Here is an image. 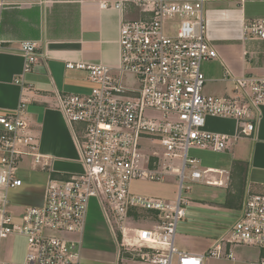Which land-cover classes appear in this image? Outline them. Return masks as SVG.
Instances as JSON below:
<instances>
[{
  "label": "built area",
  "instance_id": "2783aa9c",
  "mask_svg": "<svg viewBox=\"0 0 264 264\" xmlns=\"http://www.w3.org/2000/svg\"><path fill=\"white\" fill-rule=\"evenodd\" d=\"M242 0H115L112 8L127 6L141 13L123 19L119 30L120 63L117 67L67 63V68L88 73L89 93H57L56 107L74 131L84 166L82 173L66 179L50 177L43 206L27 207L19 223L8 209V191L22 185L21 161L29 157L35 167H49L40 151V138L30 126L27 101L10 114H0V240L18 233L27 237L29 251L22 264H84L82 240L68 239L63 232L83 233L88 207L95 198L117 240V261L138 260L151 264H206L210 258L235 260L234 245L255 246L261 256L250 264H264V192L250 191L229 237L219 239L207 252L189 253L176 247L178 225L186 218L184 193L191 184L224 185L206 179L218 169H201L190 149L227 150L254 135L257 109L264 105V77H238L232 97L203 92L204 61L217 56L208 33L207 6L211 2ZM173 30L168 32L166 24ZM174 31V32H173ZM244 36L264 40V20L244 26ZM24 71L39 62L36 44L23 42ZM118 73L132 74L135 87L122 84ZM22 83L21 79L17 80ZM27 88H31L28 85ZM160 111L161 119L145 115ZM208 116L237 120L233 137L206 129ZM148 140L163 153L143 152ZM175 175L178 192L173 201L131 191L136 180L163 182ZM140 210L157 223L153 229H137L132 239L125 235V221L139 218ZM0 264H18L0 261Z\"/></svg>",
  "mask_w": 264,
  "mask_h": 264
},
{
  "label": "crops",
  "instance_id": "0c3cea01",
  "mask_svg": "<svg viewBox=\"0 0 264 264\" xmlns=\"http://www.w3.org/2000/svg\"><path fill=\"white\" fill-rule=\"evenodd\" d=\"M114 1L0 0V114L15 112L25 99L31 129L39 135L40 151L50 163L44 170L35 167L31 158H24L19 170V173L27 171L19 175L23 183L9 191L17 189L22 195L33 196L36 186H43L42 201L35 200V203H39L36 206L45 203L50 177L66 179L84 170L74 131L62 111L56 107V94L89 93L85 90V83L90 81L87 71L67 68L69 62L111 67L119 65L121 22L129 19L126 18L127 10L138 13V17L141 13L130 6L123 11L112 8L109 5ZM106 2L109 5L105 6ZM260 19L264 20V0L216 1L208 4V33L218 54L202 64L206 78L205 94L232 97L236 78L264 77V40L244 36V26ZM26 41L35 43L41 54L39 62L28 72L24 71L25 59L21 53V45ZM18 79L23 84L18 83ZM28 85L31 88H27ZM257 113L254 135L241 140L243 146L244 143L249 145V154L244 156L243 150H239L237 157H232L233 166L229 170L212 166L203 169L226 171L224 176L220 174L214 179L222 180L224 186L227 181L233 182L235 187L232 191L236 185H245L240 205L250 191L264 192V180H249L251 172L264 170V105L257 109ZM237 127L235 118L207 117L206 129L209 131L233 137ZM230 148L226 152L234 147ZM191 157L199 160V167L200 158L196 155ZM169 176L176 181L175 175ZM146 196L164 199L160 195ZM24 202L26 200L20 206L14 205L13 209L8 206V209L13 214V211L23 207L22 216L27 207H32ZM237 205L230 203L227 207L235 208Z\"/></svg>",
  "mask_w": 264,
  "mask_h": 264
},
{
  "label": "rangeland",
  "instance_id": "374dc122",
  "mask_svg": "<svg viewBox=\"0 0 264 264\" xmlns=\"http://www.w3.org/2000/svg\"><path fill=\"white\" fill-rule=\"evenodd\" d=\"M136 14V16H133ZM132 15V16H131ZM126 18L136 19L138 13L127 10ZM166 30L172 31L173 25L166 24ZM174 32V31H173ZM121 77L122 84L128 87H135L137 79L132 74L118 73ZM93 83L88 81L85 83V90L91 91ZM205 92V91H204ZM145 115L150 118L161 119L162 113L160 111L147 110ZM242 139L234 142L230 139L229 145L232 150L228 152H213V151H200L190 149L189 155H196L200 158L199 167L204 169L212 166L220 169H230L233 165L232 157H237V153L243 150L242 155L247 156L250 152V147L247 143L244 146L241 144ZM145 154L152 153L153 151L163 153V149L159 144H151L148 140L143 141ZM228 150V148H227ZM41 168V166H37ZM27 171H20L18 175L22 176ZM219 173H209L206 179L218 178ZM224 176V174H222ZM250 178L264 180V170L250 173ZM167 181L158 183L148 180H136L131 184V191L134 193L162 196L166 200L173 201L175 194L178 192L177 179L173 176H167ZM224 186L207 185L205 183H193L190 192H185L184 197L188 199L186 207V218L178 225L175 245L179 249L189 253L207 252L215 243L225 237H229V231L234 224L238 221L242 205L239 201L245 192V185H236L233 182L227 181ZM48 183V182H47ZM43 186H36L33 196H25L20 194L17 189L8 191V206L13 209L14 205H19L24 200L31 206H36L41 203L43 198ZM35 200H39L35 203ZM232 206L237 205L235 208L227 207L228 204ZM23 207L13 211L14 222H21V214ZM139 218H129L125 221V235L132 239L137 229H153L157 223L154 219H149L148 212L140 210ZM62 236L68 239L82 240L81 243V259L84 264H118L117 261V240L121 239L119 230L113 225V229L108 224L101 207L95 198L91 199L88 207V214L86 225L83 233H69L63 232ZM235 260L210 258L206 264H250L251 261L258 259L261 256V251L255 246L248 245H234L233 247ZM29 251L28 240L24 235L14 233L10 234L0 240V261L22 264L25 262L26 256ZM122 264H151L143 263L138 260L126 259Z\"/></svg>",
  "mask_w": 264,
  "mask_h": 264
}]
</instances>
